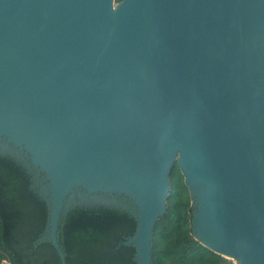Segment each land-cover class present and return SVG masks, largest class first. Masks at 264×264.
Returning <instances> with one entry per match:
<instances>
[{"label": "water", "instance_id": "95a60500", "mask_svg": "<svg viewBox=\"0 0 264 264\" xmlns=\"http://www.w3.org/2000/svg\"><path fill=\"white\" fill-rule=\"evenodd\" d=\"M0 155L47 207L135 218V264L176 161L193 238L264 264V0H0Z\"/></svg>", "mask_w": 264, "mask_h": 264}, {"label": "trees", "instance_id": "16d2710c", "mask_svg": "<svg viewBox=\"0 0 264 264\" xmlns=\"http://www.w3.org/2000/svg\"><path fill=\"white\" fill-rule=\"evenodd\" d=\"M34 171L0 155V264H60L49 241L35 243L47 218ZM189 193L174 161L168 171L165 210L154 221L150 264H223L224 258L201 245L190 230ZM135 218L102 205L74 206L59 220L56 239L65 264H135L134 248L124 245Z\"/></svg>", "mask_w": 264, "mask_h": 264}, {"label": "built area", "instance_id": "2783aa9c", "mask_svg": "<svg viewBox=\"0 0 264 264\" xmlns=\"http://www.w3.org/2000/svg\"><path fill=\"white\" fill-rule=\"evenodd\" d=\"M223 258H224L223 264H236V260L233 258H227V257H223Z\"/></svg>", "mask_w": 264, "mask_h": 264}, {"label": "flooded vegetation", "instance_id": "af4514ba", "mask_svg": "<svg viewBox=\"0 0 264 264\" xmlns=\"http://www.w3.org/2000/svg\"><path fill=\"white\" fill-rule=\"evenodd\" d=\"M117 1H119V0H113V3L117 2Z\"/></svg>", "mask_w": 264, "mask_h": 264}]
</instances>
